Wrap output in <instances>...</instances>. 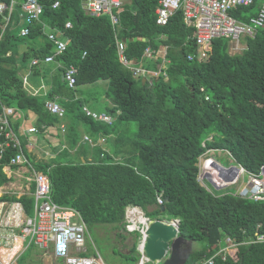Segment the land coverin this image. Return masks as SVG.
<instances>
[{"label": "trees", "instance_id": "obj_1", "mask_svg": "<svg viewBox=\"0 0 264 264\" xmlns=\"http://www.w3.org/2000/svg\"><path fill=\"white\" fill-rule=\"evenodd\" d=\"M13 1L8 21V12L0 15V102L25 116L32 113L40 133L65 125L62 150L53 157L35 162L24 149L35 169L47 174L52 200L77 210L91 234L98 225L125 230L128 206L140 208L149 219H176L180 236L203 245L191 250L186 264L211 256L215 264H264V240H259L260 235L264 238V199L242 198L231 186L217 189L205 180L209 191L197 179L199 157L210 149L225 150L247 172L258 173L264 164V27L244 38L242 53L231 54L228 39L217 38L201 56L195 28L185 23L181 9L166 24L156 23L159 0H126L116 24L108 15L85 13L80 0H61L57 8H52L53 0H38L43 12L26 35L20 34L26 0ZM262 1L240 5L231 14L248 21ZM66 22L71 27H65ZM47 30L62 33L66 50L55 62L31 66L32 59L54 52ZM123 38L132 64L160 67L165 75L160 73L151 83L134 77L117 54L116 41ZM162 47L163 57L157 53ZM146 48L155 53L154 59L144 56ZM70 65L77 69L75 88L62 78ZM25 72L45 81V95L27 92ZM99 81L106 83L110 105L105 103L103 111L111 123L86 115L88 101L76 95H82L81 87ZM45 100L60 103L64 117L48 112ZM78 127L87 128L81 139ZM85 134L94 142L104 137L106 144L83 142ZM83 145L89 150L81 149ZM10 154L14 150L0 161V186L11 180L2 168ZM16 199L32 215L30 194L0 195V200ZM131 234L123 255L136 263L140 234ZM226 238L236 244L235 258L216 255ZM21 259L18 264H24Z\"/></svg>", "mask_w": 264, "mask_h": 264}, {"label": "built area", "instance_id": "obj_2", "mask_svg": "<svg viewBox=\"0 0 264 264\" xmlns=\"http://www.w3.org/2000/svg\"><path fill=\"white\" fill-rule=\"evenodd\" d=\"M254 0H159L156 9V23L164 25L169 17L178 9L183 12L184 21L187 25L195 28L194 35L196 42L201 46V56L211 47L214 39L226 38L239 40L241 37H253L258 28L264 27V0L258 7L255 15L248 17V21H241L231 14V10L240 5H249ZM61 0H53L52 8H57ZM14 1L10 4L0 2V15L8 12L5 20L8 21ZM82 10L91 16L108 15L112 24L118 22V14L122 10L126 0H80ZM43 6L38 0H26L22 4L21 17L23 26L20 34L26 35L29 32V25L40 20ZM65 27H71L70 22L65 23ZM49 41L54 45V52L47 54L44 58H34L32 65H37L41 61L50 63L56 61V56L66 50L67 40L61 32L47 30ZM117 54L120 62L129 68L136 78H144L151 83L152 78L162 73L160 67L157 69H147L139 65L132 64L125 55V41H116ZM160 54V51L157 52ZM155 53L149 48L145 49L144 56L154 59ZM163 57V56H162ZM57 66H60L57 63ZM75 66L70 65L64 69L62 78L69 88L76 86ZM165 75V72L162 73ZM23 85L27 83V75L22 76ZM44 106L48 112L62 118L65 115L64 108L56 100H45ZM86 115L107 123L112 122V117L105 113L95 112L84 106ZM17 120L19 121L16 125ZM64 131V125H61ZM38 132L35 126L26 125V116L14 106L0 102V161L9 150H14L10 154L8 162L3 164V171L8 177L17 174L20 168H27L22 175V184L15 186L22 194H30L33 197V213L27 214L25 206L20 200H0V264H18L22 254L28 248L37 246L39 249H50L53 256L62 260L63 264H107L100 254H87L89 230L82 220L79 212L72 207L61 206L52 200L50 195L51 187L47 174L37 172L24 153V149H29L35 144L34 135ZM105 141L104 137L98 140ZM83 141L92 146L97 144L88 136H83ZM210 149L206 153L213 154ZM211 161L207 170L205 163ZM232 161V160H231ZM203 163V166L201 167ZM15 166V168H13ZM201 167V168H200ZM202 171V172H201ZM23 172V171H22ZM246 175V178L244 176ZM198 179L202 186L211 191L209 183L217 188L232 186L240 181L235 188V194L242 198L254 201L264 199V164L260 166L258 173L247 172L241 165L232 161L230 166L223 165L218 160L208 157L207 160L199 162ZM205 183V184H204ZM34 185V190L30 193V186ZM9 193V192H4ZM2 193V194H4ZM0 194V195H2ZM161 203V200H158ZM137 208H126L125 229L129 232L138 231L145 239L146 225H142ZM259 240H264L259 236ZM226 245L220 248L216 255L225 258L229 253V248L235 247V243L230 238L225 239ZM236 248V247H235ZM139 258L136 264H148L149 259L143 251L142 243L138 246ZM194 264H215L214 256L201 260Z\"/></svg>", "mask_w": 264, "mask_h": 264}, {"label": "rangeland", "instance_id": "obj_3", "mask_svg": "<svg viewBox=\"0 0 264 264\" xmlns=\"http://www.w3.org/2000/svg\"><path fill=\"white\" fill-rule=\"evenodd\" d=\"M21 22L23 23V20H21ZM244 40H245L244 37H241L239 42L232 41V40L228 39L227 41L229 42L228 43L229 44L228 45L229 52L231 54L242 53V50L246 47V43ZM164 52H165V48L162 47L160 49V55L163 56ZM81 89H82L81 92H83V95L81 96V98L87 99L88 102H86L84 104L88 108H90L91 110H94L96 112H102L103 111V105L105 103H107V105H110L108 97L105 94V91H106V83L105 82L99 81L93 85L83 86V87H81ZM91 97H95V98H91ZM95 99H97V100H95ZM29 119L30 118H28L27 124L29 123ZM70 121L74 122L75 120L71 119ZM133 127L135 128V124H133ZM76 128H77V126H76ZM86 129H87L86 127H83V128L78 127V130H79L78 133H79L80 139L82 138V135L86 132ZM65 137H66V131L62 132L61 129L60 130L57 129V131L54 135H50L48 137L46 136L47 139L43 143V147H45V148H43V153L41 154L40 158H37L38 154H40V152H38L39 151L38 147H40V145L37 144L38 146L36 145L37 146L36 147L34 144L33 145L34 148L28 149L29 152L33 155L32 156L33 158L30 156L31 160H34L35 162H40L43 159H49V157H53L55 155L54 152H58V151H56L55 145L56 146L61 145V147H62L61 141H63L65 139ZM52 140H53V142H52ZM97 142H99V144H103V145L106 144L105 141H101L100 139L98 141H96V143ZM52 143L54 144L53 146L51 145ZM34 149H36V150H34ZM50 149L53 152V154H51V155H50V153H51ZM81 149H87V151L89 150V148L86 145H83L81 147ZM61 150H62V148H61ZM208 157L215 158L216 160L218 158L226 166H230L232 164L231 158L228 156V154L225 150H223V151L218 150V151H215L213 154L205 153L203 156L199 157V162H203V161L207 160ZM207 165L212 167V165H209V163ZM202 166H203V163H202L201 167ZM244 178H246V175L244 176ZM197 179H198V177H197ZM198 181H199V179H198ZM199 183H200V181H199ZM20 184H22V181L19 180V177L15 175L11 178V182H7L4 185L0 186V194H2L4 192H9V193L15 192L16 194L19 195V191L15 188V186H18ZM200 184H203V183H200ZM239 184H240V181L237 184L232 185L231 188L235 189ZM118 233L125 234L126 238L120 237L118 235ZM130 234H128V232H126L123 229L114 230V229H111L110 226H105V227L102 226L101 227V225H98V226H96V228L94 227L92 234L89 232L90 240L87 243L89 254L90 253L92 254L95 251H97L100 254V256L102 257V259L107 264H135L134 262L130 261V259H127L123 255L124 253L128 252L130 240L133 239L132 234L131 235ZM202 246L203 245L201 242H193V241L191 242V245H190V247H192L193 250L198 249ZM190 247L187 246V248L184 247V249L191 251ZM228 250L231 251V253H234V250L237 251L235 249V247H233V248L230 247ZM21 258L23 259L24 264H60L56 260V258L53 256L50 249H42L41 250L37 246H34L33 249L29 248V249L25 250L24 253L22 254ZM61 263H62V261H61ZM151 264H154V263H151ZM157 264H161V263H157Z\"/></svg>", "mask_w": 264, "mask_h": 264}, {"label": "water", "instance_id": "obj_4", "mask_svg": "<svg viewBox=\"0 0 264 264\" xmlns=\"http://www.w3.org/2000/svg\"><path fill=\"white\" fill-rule=\"evenodd\" d=\"M126 41V38H123ZM142 78V83H144ZM167 201V198L165 199ZM164 206H162V210ZM143 242V250L151 263L157 264H186L189 256V250H183L181 247H189L191 241L186 240L178 234L176 221L154 219L150 220ZM239 264H242L240 262Z\"/></svg>", "mask_w": 264, "mask_h": 264}, {"label": "crops", "instance_id": "obj_5", "mask_svg": "<svg viewBox=\"0 0 264 264\" xmlns=\"http://www.w3.org/2000/svg\"><path fill=\"white\" fill-rule=\"evenodd\" d=\"M160 51V50H159ZM24 75H27V83H25V85H24V88L27 90V92L29 93V94H32V95H43V94H46V92H47V90H48V86H47V84L45 83V81L43 80V79H41V78H37V77H34V78H32L31 77V73H28V72H25L24 74H23V76ZM81 94L83 95V92H81ZM76 95L77 96H82V95H80L79 93H76ZM104 106V105H103ZM102 112H104V111H102ZM26 125L27 126H33L34 125V120H35V117H34V115L32 114V113H30V112H28V115H26ZM28 118H30L29 119V123L27 124V122H28ZM56 129H53V130H51V131H49V133H45V134H43V133H38V134H35V138H36V144L35 145H37V144H39L40 145V147H38V152H40V154H38V157L40 158V156H41V154L43 153V148H45V147H43V143L46 141V136L48 137V136H50V135H54L55 133H56ZM54 140V139H53ZM53 140H52V142H53ZM52 146L54 145L53 143L51 144ZM38 146V145H37ZM36 146V147H37ZM62 147H63V145H62ZM61 145L60 146H56L55 145V148H56V150L58 151V150H61ZM34 150H36V149H34ZM50 151H51V149H50ZM51 154H53V152L51 151V153H50V155ZM20 169H22V171L20 172L19 170V172H17V175L16 176H18L19 177V180H21V176L22 175H24V171H26L27 170V168H20ZM19 186V185H18ZM183 247H184V245L181 247V249H183ZM190 247V246H189ZM34 248V246L33 247H31L30 249H33ZM190 249L192 250V247H190ZM236 250H237V248H235ZM183 250H186L187 251V249H183ZM120 252V251H119ZM191 252V251H190ZM233 252V251H232ZM236 252L237 251H235L234 250V253H231V251H229V253L231 254V256H233L234 258H235V254H236ZM121 253V252H120ZM57 260V259H56ZM60 263V262H59ZM60 264H63V263H60ZM136 264V263H135Z\"/></svg>", "mask_w": 264, "mask_h": 264}, {"label": "clouds", "instance_id": "obj_6", "mask_svg": "<svg viewBox=\"0 0 264 264\" xmlns=\"http://www.w3.org/2000/svg\"><path fill=\"white\" fill-rule=\"evenodd\" d=\"M246 36H244V38H245ZM229 40H231V39H229ZM240 40V39H239ZM239 40H232V41H237V42H239ZM246 48V47H245ZM244 48V49H245ZM28 73H30V72H28ZM23 87H24V85H23ZM45 95V94H44ZM60 104V103H59ZM61 105V104H60ZM62 106V105H61ZM63 107V106H62ZM87 107V106H86ZM90 109V108H89ZM65 110V109H64ZM94 111V110H93ZM96 112V111H95ZM98 113H104V112H98ZM106 114V113H105ZM27 118V117H26ZM63 124V123H62ZM62 124H60L59 125V127H60V129H61V125ZM64 125V124H63ZM33 126H35V125H33ZM36 127V126H35ZM37 128V127H36ZM38 129V128H37ZM62 131V130H61ZM62 132H65V125H64V131H62ZM38 133H40L39 131L36 133V134H38ZM87 135V134H86ZM35 136V135H34ZM33 136V137H34ZM89 136V135H88ZM34 139H35V144H36V138L34 137ZM97 141H98V139H97ZM85 142V141H84ZM97 144H99V142L97 143ZM36 146V145H35ZM31 149L32 148H34L33 146L32 147H30ZM27 151L29 152V150L27 149ZM30 153V152H29ZM31 154V153H30ZM26 155V154H25ZM32 155V154H31ZM33 156V155H32ZM26 157L28 158V160L31 162V164L34 166V164H33V162L29 159V157L26 155ZM36 158V157H35ZM37 158H39L38 156H37ZM215 159V158H214ZM13 168H15V167H13ZM35 168V167H34ZM36 170V169H35ZM37 171V170H36ZM19 172V171H18ZM38 172V171H37ZM43 173V172H42ZM17 175V174H16ZM24 175H27V173H24ZM8 177V176H7ZM10 178V177H9ZM11 178H12V176H11ZM9 182H11V180L9 181ZM2 186V185H1ZM31 193V192H30ZM15 194V193H14ZM16 200H19V199H16ZM21 201V200H20ZM130 207H135V206H128L127 208H130ZM135 208H137V212H138V215L140 216L139 217V219L141 220V219H143L145 222L142 224V223H140V224H142V225H146V228H147V225H148V223H149V221H150V219L149 218H147V217H145L144 216V213H143V211L140 209V208H138V207H135ZM151 220H154V219H151ZM166 221V220H165ZM172 221H174V220H172ZM175 221H176V223H177V226H178V220H176L175 219ZM169 222V221H168ZM125 231L126 232H128V234H130V233H132V232H136V231H132V232H129V231H127L126 229H125ZM146 231V230H145ZM138 232V231H137ZM139 234H140V232H139ZM146 237V236H145ZM145 240V239H144ZM144 240H143V238H142V235L140 234V238H139V241H138V244H137V251H138V246H139V244H141L142 243V245H143V242H144ZM144 251V250H143ZM89 252V251H88ZM87 252V253H88ZM138 253H139V251H138ZM145 253V252H144ZM87 255V254H86ZM57 259V258H56ZM57 260H60V259H57ZM60 261H62V260H60ZM149 262H150V260H149ZM63 263V262H62ZM151 263V262H150ZM149 264V263H148Z\"/></svg>", "mask_w": 264, "mask_h": 264}, {"label": "bare ground", "instance_id": "obj_7", "mask_svg": "<svg viewBox=\"0 0 264 264\" xmlns=\"http://www.w3.org/2000/svg\"><path fill=\"white\" fill-rule=\"evenodd\" d=\"M209 163V165H211V161H208L207 163H205V167L206 169H209L210 166H208L207 164ZM165 220V219H164ZM145 221L143 219H141V223L143 224Z\"/></svg>", "mask_w": 264, "mask_h": 264}, {"label": "flooded vegetation", "instance_id": "obj_8", "mask_svg": "<svg viewBox=\"0 0 264 264\" xmlns=\"http://www.w3.org/2000/svg\"><path fill=\"white\" fill-rule=\"evenodd\" d=\"M184 247H186V245H184ZM184 247H183V249H184Z\"/></svg>", "mask_w": 264, "mask_h": 264}]
</instances>
